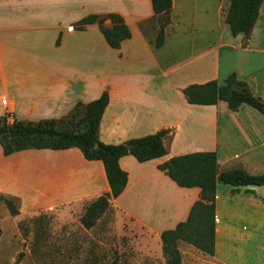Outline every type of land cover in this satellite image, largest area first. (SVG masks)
<instances>
[{
    "label": "crops",
    "instance_id": "obj_1",
    "mask_svg": "<svg viewBox=\"0 0 264 264\" xmlns=\"http://www.w3.org/2000/svg\"><path fill=\"white\" fill-rule=\"evenodd\" d=\"M109 13L119 15L131 34L118 49L107 45L97 24L74 28L88 15ZM154 17L150 0H0V98L8 99L7 113L14 119L38 123L64 119L107 92L98 130L105 145L168 130L163 157L143 163L130 155L119 159L127 182L109 200L118 225L143 231L161 246L162 232L187 219L200 189L178 186L159 165L214 153L219 173L264 175V115L248 105L231 111L221 101L191 105L183 94L189 85L222 84L235 74L264 102V1L248 38L222 29L215 43L199 38L185 53L181 23L173 19L163 45L154 47ZM172 30L177 41L166 52ZM198 31L193 27L194 35ZM106 194L102 162L86 160L77 148L4 156L0 147V197L16 203L15 219L40 212L80 218ZM214 204V256L208 257L218 264H264V241L253 233L264 226V186L218 182Z\"/></svg>",
    "mask_w": 264,
    "mask_h": 264
},
{
    "label": "trees",
    "instance_id": "obj_2",
    "mask_svg": "<svg viewBox=\"0 0 264 264\" xmlns=\"http://www.w3.org/2000/svg\"><path fill=\"white\" fill-rule=\"evenodd\" d=\"M264 0H230L225 15V24L232 36L243 35L248 38L258 18L259 9ZM153 12L160 25L157 30L154 47L164 43V31L169 24L172 0H150ZM105 21L110 27H105ZM97 24L107 45L118 49L121 42L130 38L129 28L123 19L113 13L88 15L78 21L74 28L83 30L85 26ZM59 43L57 39L56 44ZM188 104L215 105L225 102L231 111H237L242 105H248L264 115V102L252 95L248 85L239 81L235 74L228 75L222 84L211 81L202 85H189L183 90ZM108 93L86 104L76 106L68 116L59 121L45 120L36 124L14 122L6 125L0 120V147L4 156L28 149H79L88 161H101L110 187V194L99 197L85 210L80 219L81 225L89 230L99 217L110 208V199L117 198L124 190L127 175L118 164L120 158L132 156L143 163L163 157L166 149L163 140L169 133L161 130L155 134L130 140L118 145H105L98 140V130L102 115L108 105ZM81 112V115L79 113ZM65 122L69 129L59 130L57 124ZM131 145L129 149L128 146ZM96 146V147H95ZM178 186L200 189L199 200L190 209L184 222L173 230L162 232L161 251L165 264H181L179 244L185 243L207 256H214L215 233V192L218 182L232 187L264 186V175L251 176L242 170L218 172L214 153H192L174 157L158 166ZM9 215H18L16 203L0 197Z\"/></svg>",
    "mask_w": 264,
    "mask_h": 264
},
{
    "label": "rangeland",
    "instance_id": "obj_3",
    "mask_svg": "<svg viewBox=\"0 0 264 264\" xmlns=\"http://www.w3.org/2000/svg\"><path fill=\"white\" fill-rule=\"evenodd\" d=\"M229 3L230 0H176L169 23L172 19L181 23L179 42L183 53L187 46L197 44L199 38L213 44L222 29L229 31L224 23ZM160 22L156 16L151 22L155 36ZM147 26L149 33L151 25ZM195 26L200 30L196 35L193 33ZM174 34V30L169 32L166 52L175 47ZM3 98L6 97L0 98V106ZM9 110L3 106L0 109V120L6 125L14 122L36 124L14 119L7 113ZM57 128L67 130L69 126L59 122ZM81 217L40 212L15 219L0 202V264H165L161 246L143 231L118 225L111 207L89 230L81 225ZM263 232L264 226L253 231L260 242L264 241ZM178 248L181 264H218L188 244H179Z\"/></svg>",
    "mask_w": 264,
    "mask_h": 264
},
{
    "label": "built area",
    "instance_id": "obj_4",
    "mask_svg": "<svg viewBox=\"0 0 264 264\" xmlns=\"http://www.w3.org/2000/svg\"><path fill=\"white\" fill-rule=\"evenodd\" d=\"M1 106H3V107H7L8 106V99L7 98H3L1 100Z\"/></svg>",
    "mask_w": 264,
    "mask_h": 264
},
{
    "label": "water",
    "instance_id": "obj_5",
    "mask_svg": "<svg viewBox=\"0 0 264 264\" xmlns=\"http://www.w3.org/2000/svg\"><path fill=\"white\" fill-rule=\"evenodd\" d=\"M95 147H96V146H95ZM128 148L130 149V148H131V145H129Z\"/></svg>",
    "mask_w": 264,
    "mask_h": 264
},
{
    "label": "bare ground",
    "instance_id": "obj_6",
    "mask_svg": "<svg viewBox=\"0 0 264 264\" xmlns=\"http://www.w3.org/2000/svg\"><path fill=\"white\" fill-rule=\"evenodd\" d=\"M174 1L176 2V0H174ZM175 2H174V3H175Z\"/></svg>",
    "mask_w": 264,
    "mask_h": 264
}]
</instances>
